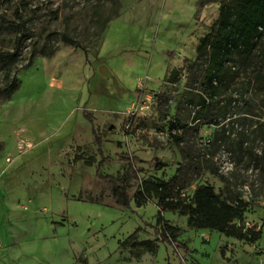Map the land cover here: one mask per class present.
Returning <instances> with one entry per match:
<instances>
[{
  "label": "rangeland",
  "instance_id": "obj_1",
  "mask_svg": "<svg viewBox=\"0 0 264 264\" xmlns=\"http://www.w3.org/2000/svg\"><path fill=\"white\" fill-rule=\"evenodd\" d=\"M199 1L0 0V264H264V174L234 168L227 154L242 132L264 127L261 97L244 87L243 100L228 105L215 126L193 121L199 107L182 93L183 60H195L218 14L217 3ZM63 34L80 48L64 44ZM171 72L177 83L165 84ZM247 75L240 70L237 87ZM168 87L172 100L163 114L155 96ZM132 107L137 112L127 127ZM176 108L181 122L198 129L182 149L189 157L199 150L194 183L219 189L222 178L239 192L248 205L245 226L261 229L256 243L192 230L185 217L164 212L180 230L176 241L158 242L154 255L119 247L136 229L139 241L157 238L154 200L141 208L132 201L143 181L174 174L173 165L156 170L154 158L190 159L168 135ZM246 146L264 157V142ZM119 156L139 162L128 167ZM100 176L128 179V207L112 196L116 184Z\"/></svg>",
  "mask_w": 264,
  "mask_h": 264
},
{
  "label": "trees",
  "instance_id": "obj_2",
  "mask_svg": "<svg viewBox=\"0 0 264 264\" xmlns=\"http://www.w3.org/2000/svg\"><path fill=\"white\" fill-rule=\"evenodd\" d=\"M210 3L218 4L217 18L208 33L199 39L195 60H183L188 80L182 93L184 96H190L186 104L199 107V110L194 112L193 121L206 120L209 125L219 126L225 121L227 106L243 100L244 93L260 96L261 109L264 112V49H260L264 43V0H200L198 5L201 7ZM61 41L80 48L79 44L66 34L61 36ZM241 69L248 70L247 81L237 87L235 81L239 78ZM177 80L178 77L171 72L164 79V83L173 85ZM256 84L259 89L255 88ZM244 87L246 90L243 93ZM171 93V88L168 87L155 96L158 112L164 114L169 110ZM250 101H244L248 113H251ZM177 110L178 108L169 123L168 135L180 153L185 154L183 147L189 144V137L198 129L181 122L177 118ZM83 116L92 125L87 111H84ZM247 116L252 120L251 114ZM131 121L132 118H128L129 125ZM251 122L249 120L248 124ZM254 127L248 133L242 132L239 140L227 150V154L234 168L253 169L264 174V157L255 154L252 148L246 146L248 142H264L263 125L256 123ZM94 141L103 161L101 140L95 135ZM197 152H199L197 148L193 149L190 157L188 154L184 155L190 159L179 163H167L154 158L156 170L173 165L176 166L174 174L168 180L154 177L143 181L133 194L132 201L135 207L141 208L154 200L157 208L154 233L157 238L154 241H139L137 239L139 229H136L119 244L121 249L143 250L154 255L158 249V242L172 244L176 241L180 230L164 219V212L185 217L187 226L192 230L215 231L226 238L248 244H254L261 238V229L245 226L247 203L239 192L231 191L229 186L223 183L222 178H219L222 182L219 189L208 182L194 183L192 175L195 173V176H199L201 168L198 162L193 161V158L199 156ZM74 160L83 159L75 157ZM118 160L128 167L139 162L136 157L128 159L119 156ZM83 163L91 167L94 159L83 160ZM207 169L211 174H216V171L208 166ZM100 177L116 184L112 189V196L121 207H128L131 202L128 179L124 176ZM192 185L194 188L190 190Z\"/></svg>",
  "mask_w": 264,
  "mask_h": 264
},
{
  "label": "built area",
  "instance_id": "obj_3",
  "mask_svg": "<svg viewBox=\"0 0 264 264\" xmlns=\"http://www.w3.org/2000/svg\"><path fill=\"white\" fill-rule=\"evenodd\" d=\"M140 110H142L143 109V107H140L139 108ZM137 112V108H130V110L127 112V117L128 118H133L134 116H135V113ZM129 126V123H128V125H127V127ZM27 146V145H26Z\"/></svg>",
  "mask_w": 264,
  "mask_h": 264
}]
</instances>
